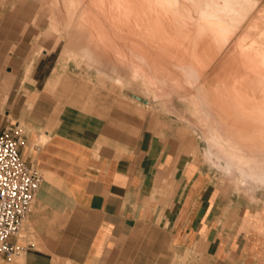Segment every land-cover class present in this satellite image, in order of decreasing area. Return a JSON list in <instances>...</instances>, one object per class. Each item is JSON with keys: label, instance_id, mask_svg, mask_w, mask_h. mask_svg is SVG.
I'll use <instances>...</instances> for the list:
<instances>
[{"label": "crops", "instance_id": "obj_1", "mask_svg": "<svg viewBox=\"0 0 264 264\" xmlns=\"http://www.w3.org/2000/svg\"><path fill=\"white\" fill-rule=\"evenodd\" d=\"M37 72L32 88L18 86L14 70L0 74V132L19 126L20 154L42 174L10 238L21 250L0 264H264V210L226 209L184 140L129 133L76 107L50 113L54 100Z\"/></svg>", "mask_w": 264, "mask_h": 264}, {"label": "rangeland", "instance_id": "obj_2", "mask_svg": "<svg viewBox=\"0 0 264 264\" xmlns=\"http://www.w3.org/2000/svg\"><path fill=\"white\" fill-rule=\"evenodd\" d=\"M19 1L0 0V16L12 17L9 20L5 18L7 23H0V60L7 58L6 64L0 65V74L8 69L14 70L18 86L24 83L32 88L37 84L40 86V82L35 84L32 80L37 69V74L46 81V95L54 100V104L48 107L50 113L59 112L63 106L76 107L107 117L113 126H121L129 133H137L138 128L148 129L166 140H184L182 145L190 146L194 160L207 170L212 187L221 192L226 209L235 206L237 209L264 210V181L245 179L210 151L211 133L207 120L200 116L196 82L191 81L183 68L179 70L183 81L173 87L171 82L163 84L149 71L120 67L115 61L108 60L107 47L91 44L92 48L97 47V53L82 43L83 36L78 28L79 10L74 4H68L66 0H51L48 5L39 0H29L32 3L27 1L23 5ZM137 36L131 34L128 39L112 36V41L121 53L129 55V47L124 48L121 43L129 39L132 41L128 42H133ZM46 50L51 54L44 56ZM66 50L75 52L64 55ZM129 57L134 60L131 54ZM42 63L46 67L41 73ZM57 65L61 78L58 84L49 86L47 81ZM230 89L235 102L253 100L237 88ZM132 90L140 95L137 99L130 92ZM142 98L147 105L152 100L151 108L144 107V102H140L144 100ZM147 110L155 112V116L151 117ZM141 114L144 118L140 117ZM261 118V115L248 118L232 115L225 120L230 122V133L235 139L244 147L260 153L264 150V122Z\"/></svg>", "mask_w": 264, "mask_h": 264}, {"label": "bare ground", "instance_id": "obj_3", "mask_svg": "<svg viewBox=\"0 0 264 264\" xmlns=\"http://www.w3.org/2000/svg\"><path fill=\"white\" fill-rule=\"evenodd\" d=\"M81 1L66 3L79 10L84 45L97 53L91 44L105 46L108 60L149 71L173 87L183 81L179 76L183 68L196 82L200 116L211 133L210 151L245 179L264 181V150L256 153L244 147L225 120L232 115H261L264 122V0ZM131 34L140 37L121 44L129 47L137 64L112 41V36L128 39ZM231 87L253 100L235 102ZM132 91L137 99L140 95Z\"/></svg>", "mask_w": 264, "mask_h": 264}, {"label": "built area", "instance_id": "obj_4", "mask_svg": "<svg viewBox=\"0 0 264 264\" xmlns=\"http://www.w3.org/2000/svg\"><path fill=\"white\" fill-rule=\"evenodd\" d=\"M24 143L25 136L17 125L0 132V263L11 261L21 250L10 238L19 232L42 181L40 171L20 154Z\"/></svg>", "mask_w": 264, "mask_h": 264}]
</instances>
